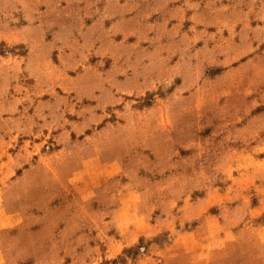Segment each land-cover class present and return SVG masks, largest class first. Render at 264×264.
<instances>
[{
	"label": "rangeland",
	"instance_id": "1",
	"mask_svg": "<svg viewBox=\"0 0 264 264\" xmlns=\"http://www.w3.org/2000/svg\"><path fill=\"white\" fill-rule=\"evenodd\" d=\"M0 264H264V0H0Z\"/></svg>",
	"mask_w": 264,
	"mask_h": 264
}]
</instances>
